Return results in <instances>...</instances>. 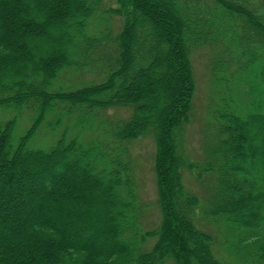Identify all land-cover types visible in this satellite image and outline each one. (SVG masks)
I'll return each instance as SVG.
<instances>
[{"label":"trees","instance_id":"trees-1","mask_svg":"<svg viewBox=\"0 0 264 264\" xmlns=\"http://www.w3.org/2000/svg\"><path fill=\"white\" fill-rule=\"evenodd\" d=\"M100 2L0 0V107L15 115L0 121V264H234L212 252L197 214L221 220L233 258L264 264V194L253 176L260 169L264 179V0H116L122 24L105 33L90 28ZM200 47L212 54L213 127L203 128L202 162L189 167L204 181L215 175L202 209L180 182ZM86 68L105 77L63 85ZM109 107L129 117L112 125L101 115ZM45 119L52 145L29 147ZM145 136L155 143L160 220L142 230L136 178L118 146Z\"/></svg>","mask_w":264,"mask_h":264},{"label":"rangeland","instance_id":"rangeland-1","mask_svg":"<svg viewBox=\"0 0 264 264\" xmlns=\"http://www.w3.org/2000/svg\"><path fill=\"white\" fill-rule=\"evenodd\" d=\"M116 7H117L116 0H101L99 8L105 9L110 12L105 13L103 12L105 10H98L95 19L93 18V23H91L90 28L93 29L94 27H96L97 29L100 30V33H105L107 30L106 28H110L113 32H117L122 24V17H120L118 13L115 11ZM211 56H212L211 50L205 47H200L192 51L191 57H192L194 77L196 82L194 113L190 122L187 123L188 125L186 127L185 135L183 136V141L181 145V151L184 154L183 157L185 159V164H183L180 169V176H182V180L180 182H182L181 184H183V186L188 191H190L191 193L195 194L198 197L199 199L198 208L200 209H202L206 205V200H208L207 199L208 195H210L209 187L213 184L215 175H213V173L205 174L207 180L204 181L205 178L200 176V174H198L197 171H191L193 169H191L189 166H191L193 163L195 165H200L198 163L202 162L203 158L201 153L205 147V145L203 144L204 138L202 137L203 128L205 130L206 126L210 124H212L211 128L213 127V118H211V114H210L212 108H209L208 105V101L210 100V98L212 104V95L209 86L211 76L209 75V70H208ZM99 72L100 74L97 75L98 71L96 69L87 70V68L78 71L77 74H73L76 73L73 72L71 76H68L65 79L64 82L66 83H64L63 85L68 86L72 84L73 86L77 87L81 85V83L87 84L93 82L96 83L100 82L105 77V75L101 71ZM165 80L166 78H163V80L156 82L162 83ZM156 97H158L157 92L155 93L154 97H152V100L154 101ZM215 99L217 98L215 97ZM166 107L168 108L169 105ZM78 108L83 109L84 106ZM27 110L28 111L22 110L17 113V118H19V120L17 119V123L15 126L14 139L20 137L25 131L24 129L25 126H28L30 123V118L27 117H30L32 115L33 107H28ZM94 111H98V110L92 108L91 112ZM101 113H103L101 114L103 118H106L110 122V124L116 125L119 122H122L129 117L130 110L128 108L109 107L104 109ZM58 114L59 113L56 112L53 118H58ZM13 116L15 115L11 109L0 107V121H4L5 119L12 118ZM65 118L66 119L64 120V123L65 122L67 123V121L70 120L69 121L70 124L71 120L74 117H65ZM79 118H85V117L79 116ZM46 122L47 121L45 119L38 128V130L36 131V133L30 138L28 142L29 147L48 148L52 145L55 135L52 134V132H50L45 127V125L47 124ZM47 127L49 128V125H47ZM108 128L111 129L110 127ZM96 132H99V130L97 129ZM87 134L91 136L92 132H88ZM95 136L102 138L98 134H96ZM105 137L107 138L106 143H109L107 147L110 148L111 146H116L111 144L115 141V139H113L112 136L109 138V135L105 133ZM119 146L118 148H120V151H122V155L128 159V162L131 165L132 175L136 178V180L134 179L135 181L134 184L138 186L135 195L138 199L137 202L138 204L135 203L137 204L136 222L138 223V226L142 230L156 227L160 220V208H159V202H158L156 186H155L154 139L153 137L145 136L140 139L136 138L131 142L122 143V146L121 145ZM117 151L118 150L116 149L114 150L104 149L105 153H113ZM261 173L262 170L258 169V172L257 173L254 172L253 176L254 179H256L257 183L259 184L258 190L264 194V179L260 180L259 178H257ZM206 185H208V187H206ZM36 196H38V194ZM261 215L264 217L262 210H261ZM204 217L206 220L201 222L200 220L201 216L197 214V218L195 217V223L198 228L207 232L208 234L211 235V237H213L212 252L214 253L216 251L218 258L221 259V257H224L225 260L233 262L234 264H252L248 258L247 259H242L238 257L233 258L229 254V251H226V242L224 241V235H222L223 225L221 224L222 223L221 220L216 219L213 216L210 217L204 216ZM50 222L54 223L52 220H50ZM153 243L154 240L152 238H147L145 243L142 244V249L143 250L150 249ZM191 250L193 251L192 248ZM161 264H173V261L172 259H169Z\"/></svg>","mask_w":264,"mask_h":264}]
</instances>
